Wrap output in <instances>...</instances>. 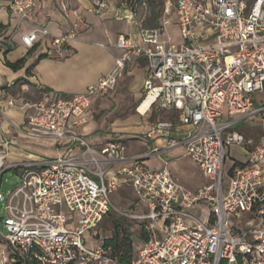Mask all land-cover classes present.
Masks as SVG:
<instances>
[{
	"label": "built area",
	"instance_id": "built-area-1",
	"mask_svg": "<svg viewBox=\"0 0 264 264\" xmlns=\"http://www.w3.org/2000/svg\"><path fill=\"white\" fill-rule=\"evenodd\" d=\"M60 6L69 30L56 37L35 25L39 0H0V55L16 49L17 36L28 50L48 42L59 55H70L85 22L78 10ZM162 6L153 29L143 28L130 7L116 10V21L138 33L119 38L113 47L123 54L97 84L77 95L37 87L39 99L22 106L27 113L19 132L54 141L56 158L10 163L18 141L0 132V264H123L91 240L114 213L143 226L148 237L130 264H264V103L255 99L264 92V0H162ZM108 9V0H94L90 12L101 16ZM24 23L33 29L21 32ZM133 58L146 62L136 111L155 116L142 139L164 144L136 157L118 140L94 149L79 132L93 102L116 90ZM17 86L22 93L30 89L0 77V119L7 117L4 104L16 107L10 90ZM166 112L177 115L178 124L163 119ZM254 120L262 132L245 128ZM231 146L249 155L243 165L234 160L226 176ZM177 148L206 186L191 191L172 176L163 156ZM156 158L163 161L160 169L143 164ZM9 171L19 185L4 194ZM127 190L136 203L119 208L114 197ZM203 204L210 214L200 221L189 211Z\"/></svg>",
	"mask_w": 264,
	"mask_h": 264
},
{
	"label": "rangeland",
	"instance_id": "rangeland-1",
	"mask_svg": "<svg viewBox=\"0 0 264 264\" xmlns=\"http://www.w3.org/2000/svg\"><path fill=\"white\" fill-rule=\"evenodd\" d=\"M46 6L47 12H53L60 21L64 22V17L60 3L57 0H39ZM67 2L70 8L79 10L82 15L85 12L90 13L92 7L91 0H59ZM111 12H116L126 7H130L136 11V17L144 20L145 16L149 14L147 4L139 5L136 0H109ZM59 8V9H58ZM134 11V12H135ZM112 14V13H111ZM95 16V15H93ZM113 19V18H112ZM144 26V24H142ZM33 29L32 25L24 23L22 25L21 32H30ZM178 28L173 27L170 32L173 38L178 41L177 35ZM16 41L19 40V36L16 37ZM132 76L128 75V70L124 73L121 81L117 85L114 92L99 97L93 102L91 111L88 115V124L84 128H91V132L82 133L88 145L94 149L104 145L111 141H121L125 144L128 153H144L149 151V145L145 143L142 138H138L140 133L146 131L147 128L154 122V119L144 120L137 114V107L140 100L135 101V94H132ZM140 94L143 95V89L140 90ZM256 104L259 102L264 103V92L257 93L255 95ZM246 124V125H245ZM244 125L245 128L251 132H262V129L257 120L248 121ZM243 126L239 127L241 130ZM252 135V134H251ZM258 134H253L252 137L257 138ZM18 144L10 149V162H20L27 159V157H33L35 159H52L56 158L58 151L56 150L55 142L47 139H30L20 132L16 134ZM61 144H65L62 142ZM161 140L154 142L153 146H163ZM61 154H65V151H61ZM248 151L244 148L237 146H231L229 148V156L226 161L225 175L231 168L234 160L239 162H246L248 158ZM163 158L169 162V171L172 176L180 182L186 189L195 191L208 184V181L203 177L199 168L189 159L184 157L183 152H174L163 156ZM143 164L149 168L160 169L162 163L157 159H148ZM225 176V186H229V179ZM2 192L4 194L12 191L16 186L19 185L17 175L13 171H9L4 174L2 178ZM114 202L119 208H131L136 203L134 194L130 191L120 192L118 196L114 197ZM189 214L198 218L200 221L204 220V217L209 216L210 208L206 205H198L189 211ZM113 220L119 221L121 227L126 229L130 235L133 245L134 254L138 253V248L142 245L138 240L140 234V224L132 221L125 220L117 213H114L112 217L108 219L100 226L97 233L101 234L100 239L112 237L113 232ZM249 222L248 218H244L242 223L246 224ZM256 224V223H255ZM0 228L2 224L0 223ZM88 243L92 242L88 239ZM96 245H100L101 241H95Z\"/></svg>",
	"mask_w": 264,
	"mask_h": 264
},
{
	"label": "crops",
	"instance_id": "crops-1",
	"mask_svg": "<svg viewBox=\"0 0 264 264\" xmlns=\"http://www.w3.org/2000/svg\"><path fill=\"white\" fill-rule=\"evenodd\" d=\"M57 2L60 5L62 3L65 4L69 9H73L70 8L67 2L59 0ZM93 2L94 0H91V5ZM59 10L61 11V9ZM2 17L6 20L5 15ZM82 17L85 24L80 29L79 40L71 46L70 55H59L48 42H43L36 45L35 51L28 58L26 67L18 72H13L9 69L5 65V60L15 63L27 55L29 50L21 44L20 40L16 41V49L11 51L6 57L0 55V77L9 82H25L30 85L29 91L24 93L20 91L19 86L10 90L11 97L16 101V107L8 108L4 104L7 117L0 119L1 135L7 138H17L16 134L19 133L18 129L23 126L27 113V110L23 109L22 106L31 104L39 99L37 87L66 95L84 93L88 87L97 84L101 77L111 72L116 58L122 56L123 51L113 47L117 44L119 38L123 35H136L138 33V29L133 25L116 21L115 12H111L110 4L108 11L101 16H93L85 12ZM11 20L13 23L16 21L14 18H11ZM34 22L37 26L46 27L56 37L64 35L69 30V25L65 18L63 22L53 12H47L45 4L41 1H39V9ZM30 66H33L31 75L27 76L26 70ZM126 69L128 70V75L132 76L131 90L132 94L136 96L134 100H141L140 90L143 89L146 78V62L144 59L133 58L127 64ZM139 116L144 120H155L153 115ZM162 118L165 120L170 119L178 124V116L170 112H166ZM79 132L82 135L84 132H91V128H81ZM143 133H140L137 137L142 138ZM145 143L149 145V151L155 147L152 144ZM148 152L130 154L127 151V155L136 157L143 156ZM174 152H183L184 154V149L177 148L167 152L165 155ZM184 157H186L185 154ZM156 159L163 165L162 160ZM163 160L165 159L163 158Z\"/></svg>",
	"mask_w": 264,
	"mask_h": 264
},
{
	"label": "trees",
	"instance_id": "trees-1",
	"mask_svg": "<svg viewBox=\"0 0 264 264\" xmlns=\"http://www.w3.org/2000/svg\"><path fill=\"white\" fill-rule=\"evenodd\" d=\"M136 2L139 3V5L147 4L148 9H149V14L145 16L144 20L139 19V21L141 22V25L144 24V26L142 25V27L145 29L157 28L159 26V23L162 17V12H163L162 0H136ZM34 51H35V48L29 50L27 55L24 58L18 60L15 63H11L8 60H5V65L9 69H11L13 72L21 71L22 69L26 67L28 58L33 54ZM10 52L11 51L7 52L5 54V57ZM32 68L33 66H30L29 68H27L26 70L27 76L31 75ZM44 90H47V89H44ZM236 163L240 165L244 164L243 162H239V161H236ZM112 215L113 214H111L110 216L112 217ZM108 217L104 220V222L108 219ZM99 228H97L92 233L91 240L101 241V244H103L105 247L110 248L111 256L113 258H116L118 261H120L123 264H130L136 258L137 253L136 255L134 254L133 247L135 246V244L133 245L132 243L131 235L126 229H123L121 227V224L119 223V221L113 220V232H112V237L110 238L101 240L99 236L101 234L97 233V230ZM138 238H139L138 240L140 241V243H143L148 238L143 226L140 227V234L138 235Z\"/></svg>",
	"mask_w": 264,
	"mask_h": 264
},
{
	"label": "bare ground",
	"instance_id": "bare-ground-1",
	"mask_svg": "<svg viewBox=\"0 0 264 264\" xmlns=\"http://www.w3.org/2000/svg\"><path fill=\"white\" fill-rule=\"evenodd\" d=\"M148 103H149L148 101L144 103V105L140 108V112L143 113V112L145 111V109H146Z\"/></svg>",
	"mask_w": 264,
	"mask_h": 264
},
{
	"label": "water",
	"instance_id": "water-1",
	"mask_svg": "<svg viewBox=\"0 0 264 264\" xmlns=\"http://www.w3.org/2000/svg\"><path fill=\"white\" fill-rule=\"evenodd\" d=\"M2 219L0 218V221H1Z\"/></svg>",
	"mask_w": 264,
	"mask_h": 264
}]
</instances>
